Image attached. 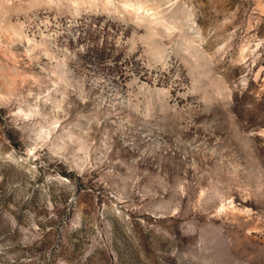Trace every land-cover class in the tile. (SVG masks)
<instances>
[{
	"label": "rangeland",
	"instance_id": "374dc122",
	"mask_svg": "<svg viewBox=\"0 0 264 264\" xmlns=\"http://www.w3.org/2000/svg\"><path fill=\"white\" fill-rule=\"evenodd\" d=\"M0 264H264V0H0Z\"/></svg>",
	"mask_w": 264,
	"mask_h": 264
}]
</instances>
